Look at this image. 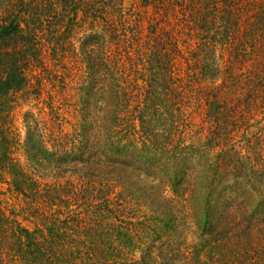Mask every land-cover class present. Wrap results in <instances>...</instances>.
Returning a JSON list of instances; mask_svg holds the SVG:
<instances>
[{
  "label": "trees",
  "instance_id": "obj_1",
  "mask_svg": "<svg viewBox=\"0 0 264 264\" xmlns=\"http://www.w3.org/2000/svg\"><path fill=\"white\" fill-rule=\"evenodd\" d=\"M140 4L154 12L0 0V178L33 226L0 207V264H176L164 242L180 202L198 235L182 264H264V0ZM80 23L91 29L63 133L53 106L52 124L40 117L42 82L55 83L42 58L62 66ZM28 96L41 107L25 122L22 163L5 120Z\"/></svg>",
  "mask_w": 264,
  "mask_h": 264
},
{
  "label": "rangeland",
  "instance_id": "obj_2",
  "mask_svg": "<svg viewBox=\"0 0 264 264\" xmlns=\"http://www.w3.org/2000/svg\"><path fill=\"white\" fill-rule=\"evenodd\" d=\"M122 8L123 12L127 15L137 13L140 17L145 16L144 12L146 11L150 14L154 12L153 8L144 9L140 4V0H122ZM177 17V15H173L172 19L175 20ZM143 21L144 20L141 18L140 22L146 26V22L144 23ZM90 29L91 28L85 25V23H80L79 27L73 31L72 37H68L69 39L64 43L65 58L64 61H62V63H64L62 66H58V63L53 60L52 55L50 58V56L46 54L42 58L43 65L48 67V72H45L46 74L44 77L47 78L48 76V79L52 78L55 83L53 85L49 83L48 80L42 82L47 86V93L44 94V104L51 105L48 107L49 109L44 110V115L40 117H44V120L52 124L53 120H50L52 115L49 111L51 106H53L55 112H57L61 118L65 119V122L63 121L61 124L63 133L70 132L71 125L74 123L75 106L78 101L77 89L82 81V71L80 67L84 64L83 56L80 55V47L84 36L90 32ZM96 29L101 31V27H97ZM49 95H51L52 101L48 99ZM53 96H55V98ZM39 107L41 106L32 100V96H28L27 99H20L17 103L13 104L10 115H8L7 120H5L7 125L10 126V133L14 139L13 157L22 163L25 160L23 152L25 122L33 126L32 120L34 118H32V116L35 118L38 117ZM187 117L193 125V132H201V129L205 126L203 108L198 106L190 107L187 110ZM58 131L59 129H54L55 134ZM21 204L19 197L9 189L6 180L0 178V207L7 215H17L16 218L22 226L32 229L33 226L30 222L23 221L21 217H19ZM176 207V215L179 218L178 223L175 224V229H177L174 234H170V237L167 238L164 243L170 246L169 254L171 253V256L175 258L173 261L176 264H182V262L179 261V258L182 256V250H185L186 247V250L189 252L192 249L194 250V246L198 243V235L196 227L190 218L191 213L187 207L181 202L177 203Z\"/></svg>",
  "mask_w": 264,
  "mask_h": 264
}]
</instances>
